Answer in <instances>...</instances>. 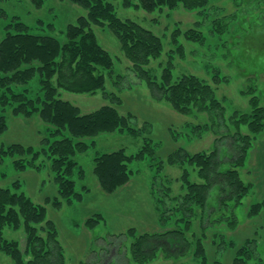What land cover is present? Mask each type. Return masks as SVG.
Listing matches in <instances>:
<instances>
[{"label":"rangeland","instance_id":"obj_1","mask_svg":"<svg viewBox=\"0 0 264 264\" xmlns=\"http://www.w3.org/2000/svg\"><path fill=\"white\" fill-rule=\"evenodd\" d=\"M124 2L112 1L117 17L138 23L161 40L162 52L143 67L151 78L160 83L168 67H171L172 81L183 75H194L211 86L223 109L212 111V115L194 109L187 113L176 111L152 94L147 82L120 51L117 38L106 29L93 27L100 45L114 62L110 73L101 71L105 75V91L114 93L119 103L112 104L101 91L95 94L60 91L59 97L78 107L82 114L113 106L121 115L132 116L131 127L143 132L136 136L128 131L100 135L94 138L87 153L76 156L79 167L76 172L81 170L78 178H74L76 191L82 192L83 197L58 210L51 205L46 207L47 219L55 224L64 248L65 264L130 263L133 239L128 237L127 230L134 229L136 236L162 232L165 228L161 214L165 215L164 219L170 214L164 208H172L175 199L181 198L183 168L169 165L167 156L180 148L188 154L209 153L215 147L226 150L231 142L229 135L237 133L234 121L251 111V98H259V105L264 107V0H209L205 8L188 10L178 5L153 12L137 6L138 0H129L130 5ZM0 9L5 14L0 17V40L4 37L5 25L13 18L27 24L32 34L62 39L65 27L86 14L66 0H44L39 5L32 0H0ZM28 90L32 97L41 94L35 80L28 85ZM251 90L253 96L249 94ZM5 116L7 130L0 135V150L11 144L39 148L40 140L49 134L38 116L21 118L8 113ZM238 132L251 138L252 147L244 168L239 169L240 178L250 186V191L234 209L236 229L227 230L225 221L221 226L210 221L208 228L202 229L194 217L191 233L186 236L192 248L186 255L179 260L159 255L147 264H203L193 256V246L199 237L209 263L232 264L237 249L247 239L255 242L254 254L264 262V210L248 216L252 204L264 198V130L251 135L247 126L241 125ZM145 139L156 154L129 163L131 180L115 193L106 194L92 174L94 157L120 149L126 155H135ZM44 165L46 169L41 172L33 168L18 171L12 157L0 156V187L13 190L12 183L18 181V192L42 204L45 198L58 195L49 162L44 160ZM184 168L188 169L191 182H201L196 171L187 165ZM81 186L87 187L85 193ZM94 214L101 217L99 225L88 230L85 220ZM167 223L168 227L170 224L174 227L171 219ZM183 225L181 221L179 226ZM4 237L18 241L19 248L24 249L22 229L14 231L6 227ZM0 264L13 262L0 251ZM249 264L261 263L257 260Z\"/></svg>","mask_w":264,"mask_h":264},{"label":"trees","instance_id":"obj_2","mask_svg":"<svg viewBox=\"0 0 264 264\" xmlns=\"http://www.w3.org/2000/svg\"><path fill=\"white\" fill-rule=\"evenodd\" d=\"M43 1L32 0L36 5ZM66 1L82 8L86 14L65 27L62 39L32 34L27 24L13 18L5 25V34L0 40V135L7 130L6 113L21 118L38 116L49 132L40 140L39 148L11 144L0 150V156L12 157L18 171L33 168L41 172L46 169L44 160H47L58 192L56 197L45 198L42 204H37L18 192V181L12 183L14 191L0 187V251L10 257L13 264H65L64 248L59 242L55 224L47 219L46 207L51 205L58 210L83 197L82 192L76 191L74 178L81 174V170L76 172L79 168L76 156L87 153L94 144V138L100 135L128 131L136 136L143 132L131 127L132 116L121 115L113 106L82 114L78 107L59 97L60 91L73 94L101 91L112 104L119 103L114 93L105 91V75L101 71L110 73L114 62L100 45L93 27L106 29L117 38L120 51L132 69L147 82L152 94L158 95L176 111L187 113L194 109L212 115V111L222 112L223 109L211 86L194 75H183L172 81L171 67H168L163 71L160 83L151 78L143 67L162 52L161 40L138 23L118 18L112 4L115 0ZM208 4L209 0H138L137 6L153 12L157 8L174 9L178 5L194 10ZM124 5H130L129 0H125ZM1 16L5 14L0 9ZM33 80L41 91L35 97L28 94V85ZM249 94L253 96L254 91ZM250 107L249 113L234 121L237 133L229 135L231 142L226 150L215 147L209 153L188 154L180 148L167 156L169 165L183 168L181 198L175 199L172 208H164L170 214L165 219L161 214L165 228L162 232L136 236L134 229L127 230L128 237L133 239L131 262L128 264H147L159 255L176 260L185 256L192 248L186 236L191 233L194 217L202 229L208 228L210 221L219 226L225 221L227 230L236 229L238 222L234 209L241 205L250 191V186L240 178L239 169L244 168L252 147L251 138L241 135L238 129L246 125L251 135L264 130V107L259 105V98L252 97ZM155 154L156 150L145 139L143 147L135 155H126L123 149L96 155L92 174L103 191L111 195L131 180L133 173L129 163L152 158ZM186 165L196 171L200 183L189 180L188 169L184 168ZM81 189L84 193L87 191L85 186ZM262 210L264 198L252 204L248 216L253 217ZM180 214L182 218L178 217ZM100 219L98 214L88 217L86 228L93 230ZM169 219L174 227L171 224L168 227ZM181 221L183 226H179ZM6 227L14 231L22 229L25 239L23 250L19 248L18 241L4 237ZM254 244L253 240L247 239L237 249L232 264H249L257 260L264 264L256 252L254 254ZM193 256L201 259L203 264H221L219 261L209 263L201 237L194 243Z\"/></svg>","mask_w":264,"mask_h":264}]
</instances>
